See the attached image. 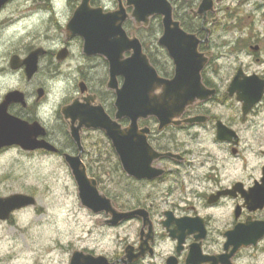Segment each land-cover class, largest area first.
Masks as SVG:
<instances>
[{
  "label": "flooded vegetation",
  "instance_id": "af4514ba",
  "mask_svg": "<svg viewBox=\"0 0 264 264\" xmlns=\"http://www.w3.org/2000/svg\"><path fill=\"white\" fill-rule=\"evenodd\" d=\"M55 1L43 0L41 4L44 7L30 6L28 15L24 12L18 14L17 17L21 19L41 14L38 21L44 22L45 30H40L38 39L33 37L31 40L42 44L29 43L30 48H24V54L13 52L16 50L10 53L9 68L13 73H21L28 83H34L44 63L48 72L56 74L55 77L77 85L75 90H68L64 104L56 111L61 116L56 125L58 132H51L45 114V101L48 100L45 86L23 90L27 105L14 103L9 110L30 123H41L46 128V134L39 135L38 140L46 139L56 144L58 150H25L14 145L3 148L0 154L15 150L30 157L58 156L70 169L65 155L80 157L87 177L96 181L99 192L112 205V210L108 212H96L87 207L71 169L82 209L95 218L103 229H122L123 233L120 235L118 232L120 241L113 251L80 245L73 253L79 251L83 255L104 256L108 259L106 264H264V90L256 102L248 104L240 98L237 90L231 89L239 73L242 81L255 75L264 80V48L230 50L237 52L238 56L239 53L248 57L252 55L257 69L249 71L244 60L233 62L227 73L223 66H219L221 62L214 59L209 48L215 27L222 21L220 14L229 15V7L225 6V12L220 7L226 0L216 1L214 11L207 15L206 12L197 13L202 0H169L174 7L175 20L180 21L184 30L203 40L199 48L204 59L202 80L205 87L215 92L188 106L181 117H174L164 127L154 115L139 119L136 134L131 133L133 120L129 115L117 118V93L108 86L110 66L107 58L88 55L84 50V38L72 35L67 30L83 0ZM242 1L245 4L249 0ZM185 3L190 10L182 13ZM7 4L3 6L0 17L6 16L3 12ZM89 5L94 9L100 3L90 0ZM124 6L130 14L132 7L126 2ZM118 7L116 0V6L105 8L115 10ZM64 15L66 19L62 21ZM155 17L159 19L156 23ZM155 17L148 26L136 28L135 32L143 30L148 35L155 24L157 46L165 51L159 44L164 32L163 16ZM131 19L124 23L128 34L134 31ZM208 31L209 42L206 44ZM144 42L146 48L152 46L153 40L148 36ZM38 47H43L45 53L39 58L38 72L28 79L26 66L14 69L11 60L17 56L23 61ZM159 52L156 51L158 66L147 54L162 77L172 78L176 72L175 64L170 58L172 65H169ZM131 54L126 52L125 57ZM100 58H104L108 66L109 78L99 85V82H94L93 76L97 67L95 64L99 63ZM123 82L124 78L119 76L120 87ZM82 87H86L85 92H82ZM39 89L44 90L41 97ZM74 101L91 108L102 106L110 119L119 125L120 136L126 146L131 147L132 140L135 146L143 140L148 147L142 156L143 163H140L141 158H136L134 165L125 164L118 153L115 137L102 128L83 126L80 129V142L75 141L69 120L61 112L63 106ZM198 116L203 119L188 121ZM79 123L80 120H77L76 125ZM56 137L61 141H57ZM192 142H198L201 147H192ZM135 155H138L137 150ZM148 156L151 159L149 165L146 163ZM24 209L15 211L11 219ZM117 213L131 214L122 218Z\"/></svg>",
  "mask_w": 264,
  "mask_h": 264
},
{
  "label": "water",
  "instance_id": "95a60500",
  "mask_svg": "<svg viewBox=\"0 0 264 264\" xmlns=\"http://www.w3.org/2000/svg\"><path fill=\"white\" fill-rule=\"evenodd\" d=\"M9 0H0V9ZM90 0H83L75 11L68 24V31L72 35H81L84 38V50L88 55L105 56L110 66L109 88L116 90L118 107L117 118L129 115L132 120L131 133L138 132V120L154 115L161 121L162 127L169 125L174 117H181L187 107L196 101L204 100L206 95L213 94L214 89L205 87L202 80L204 59L199 48L203 42L196 34L189 33L181 27V23L174 19L173 5L169 0H125L128 6L133 7L131 16L138 25H148L150 19L156 15L163 16L164 32L159 38V44L163 46L172 58L176 72L172 78L162 77L151 63L145 53L141 40L133 34L130 36L124 28V23L130 17L124 0L119 1V9L105 12L103 7L92 9ZM215 1L202 0L197 13L206 15L214 11ZM209 31L206 36V44L209 42ZM252 48H260L259 45ZM126 52L131 56L125 57ZM45 51L41 47L35 49L23 61L17 56L11 60L12 68L26 66V74L31 79L39 68V58ZM208 57H206V63ZM124 78L119 85L118 77ZM241 74L232 83V91L237 90L240 98L248 104L256 102L263 93L264 80L258 76L248 77V80H240ZM84 85V84H83ZM86 87H82L85 92ZM161 90V93L158 91ZM39 96H43L44 90L39 89ZM93 98V97H92ZM88 100V99H86ZM14 103L27 105L25 93L19 89L9 91L0 102V150L6 146L20 145L26 150L46 148L56 151L58 148L45 139L38 140L39 135L46 134V128L38 121L30 123L9 111ZM62 113L70 122L72 138L80 142V129L102 128L115 137L118 153L125 164L134 165V159L141 158L148 147L143 140L135 146L133 140L131 147L124 144L120 136L121 130L116 121H112L102 106L90 107L80 105L77 101L62 108ZM201 116L189 119L190 122L201 121ZM77 120L80 123L76 125ZM180 123V122H179ZM136 150L138 155H135ZM76 179L80 185V194L83 203L99 212L112 210L110 200L101 194L96 181H91L79 156L65 155ZM149 156L146 163L149 165ZM37 200L33 195L14 193L8 196L0 195V219L8 220L16 209L36 205ZM118 214V213H117ZM131 213L118 214L125 218ZM108 259L104 256L83 255L79 251L73 253L70 264H106Z\"/></svg>",
  "mask_w": 264,
  "mask_h": 264
},
{
  "label": "rangeland",
  "instance_id": "374dc122",
  "mask_svg": "<svg viewBox=\"0 0 264 264\" xmlns=\"http://www.w3.org/2000/svg\"><path fill=\"white\" fill-rule=\"evenodd\" d=\"M98 1L107 8L116 6V0ZM42 2L10 0L3 12L6 16L0 18V101L9 90L45 86L48 90L45 114L53 133L58 132L56 125L61 119L56 111L64 104L68 90H75L77 85L55 77L56 74L48 72L44 63L34 83H28L21 73H13L9 68L10 53L16 50L13 52L24 54V48H30L29 43H38L31 41L32 38L38 39L40 30H45L44 22L38 21L41 14L23 19L17 17L18 14L24 12L28 15L30 6L44 7ZM55 2L61 3L62 0ZM224 3L221 10L225 12V6L229 7V15L220 14L222 21L215 27L209 50L226 73L238 60H244L249 71L257 69L252 55L248 57L239 53L238 56L237 52L230 50L247 48L250 51L252 45L264 48V0H249L245 4L242 0H226ZM186 6L185 3L182 13L190 10ZM64 18L65 15L61 20ZM154 19V23L159 21L158 17ZM131 22L134 28L135 21ZM153 49L160 51L159 55L172 65L167 51ZM95 66L94 82L100 85L102 80L109 78L108 66L104 58H100ZM56 140L61 141L59 137ZM191 146L201 147L198 142H192ZM193 155L197 156L196 153ZM14 192L34 194L37 204L16 213L12 221H0V264H69L71 254L80 245L113 251L120 241L118 232L122 235V229H103L82 209L71 169L58 156L30 157L15 150L0 154V194Z\"/></svg>",
  "mask_w": 264,
  "mask_h": 264
},
{
  "label": "trees",
  "instance_id": "16d2710c",
  "mask_svg": "<svg viewBox=\"0 0 264 264\" xmlns=\"http://www.w3.org/2000/svg\"><path fill=\"white\" fill-rule=\"evenodd\" d=\"M153 28L155 29V24L153 25ZM154 29L149 30V31H148V33H149L148 35H146V32H145V31L141 30V31L138 33V35H139L140 38L143 40V43H144V44L146 43V42H144V40H145V38L148 37V36L150 37L151 40H153V42L151 43L152 46H150V47L147 46L145 49H146V51L148 52V54H149V56H150V58H151L153 64H155V65L158 66V59H157L156 51L153 49V48H159V47L157 46V42H156V40H157V37H156V30H154ZM137 30H138V29H137ZM145 35H146V36H145Z\"/></svg>",
  "mask_w": 264,
  "mask_h": 264
}]
</instances>
